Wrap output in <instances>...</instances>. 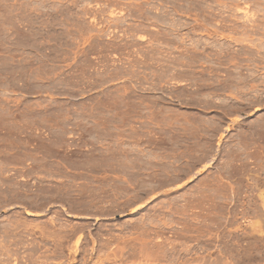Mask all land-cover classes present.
Here are the masks:
<instances>
[{"label": "rangeland", "instance_id": "obj_1", "mask_svg": "<svg viewBox=\"0 0 264 264\" xmlns=\"http://www.w3.org/2000/svg\"><path fill=\"white\" fill-rule=\"evenodd\" d=\"M0 264H264V0H0Z\"/></svg>", "mask_w": 264, "mask_h": 264}]
</instances>
